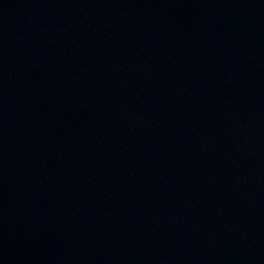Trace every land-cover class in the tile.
Listing matches in <instances>:
<instances>
[{
    "label": "water",
    "instance_id": "water-1",
    "mask_svg": "<svg viewBox=\"0 0 264 264\" xmlns=\"http://www.w3.org/2000/svg\"><path fill=\"white\" fill-rule=\"evenodd\" d=\"M0 264H264V0H0Z\"/></svg>",
    "mask_w": 264,
    "mask_h": 264
}]
</instances>
